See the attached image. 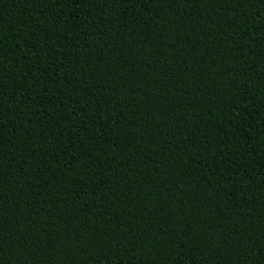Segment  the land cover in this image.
Here are the masks:
<instances>
[{
  "label": "trees",
  "instance_id": "obj_1",
  "mask_svg": "<svg viewBox=\"0 0 264 264\" xmlns=\"http://www.w3.org/2000/svg\"><path fill=\"white\" fill-rule=\"evenodd\" d=\"M0 264H264V0H0Z\"/></svg>",
  "mask_w": 264,
  "mask_h": 264
}]
</instances>
